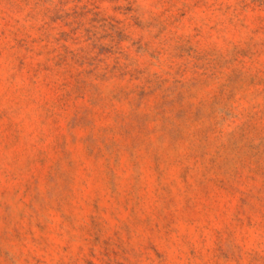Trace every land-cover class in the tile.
Segmentation results:
<instances>
[{"label": "rangeland", "instance_id": "374dc122", "mask_svg": "<svg viewBox=\"0 0 264 264\" xmlns=\"http://www.w3.org/2000/svg\"><path fill=\"white\" fill-rule=\"evenodd\" d=\"M0 264H264V0H0Z\"/></svg>", "mask_w": 264, "mask_h": 264}]
</instances>
